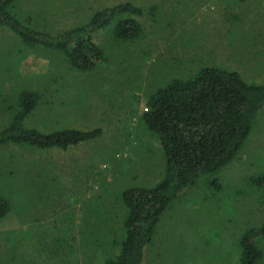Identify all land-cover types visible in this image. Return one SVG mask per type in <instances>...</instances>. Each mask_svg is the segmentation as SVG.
<instances>
[{
	"label": "rangeland",
	"instance_id": "obj_1",
	"mask_svg": "<svg viewBox=\"0 0 264 264\" xmlns=\"http://www.w3.org/2000/svg\"><path fill=\"white\" fill-rule=\"evenodd\" d=\"M118 1L143 8V32L125 42L113 38L112 24L96 31L105 59L89 72L71 69L56 50L25 47L0 26V128L17 91L29 88L40 101L26 127L101 130L65 150L0 145V197L9 202L0 218V264H103L115 256L125 213L117 195L154 185L164 170L159 142L140 116L146 97L203 66L264 82V0H15L13 10L54 38ZM258 176L264 107L234 159L165 210L142 264H240L238 238L264 221Z\"/></svg>",
	"mask_w": 264,
	"mask_h": 264
},
{
	"label": "trees",
	"instance_id": "obj_2",
	"mask_svg": "<svg viewBox=\"0 0 264 264\" xmlns=\"http://www.w3.org/2000/svg\"><path fill=\"white\" fill-rule=\"evenodd\" d=\"M14 2L0 0V26L16 34L27 48L42 46L60 52L66 64L80 72L94 70L105 59L104 49L94 41L96 31L112 24L113 38L125 42L137 39L143 32L137 19L143 8L131 1H118L98 9L87 22L54 38L18 20ZM39 101V91H17L8 110L9 121L0 128V145L65 150L100 136V128L66 126L43 133L26 127L24 119ZM144 107L141 120L159 142L163 174L152 186H131L119 192L117 199L125 212L122 238L113 240L118 252L103 264H142L144 248L169 205L200 177L217 172L234 159L264 107V82L247 83L235 70L203 66L192 76L170 78L146 97ZM256 182L264 184V176L256 177ZM211 184H216L215 179ZM8 203L0 197V218L9 212ZM237 246L240 264H264V221L245 230Z\"/></svg>",
	"mask_w": 264,
	"mask_h": 264
}]
</instances>
